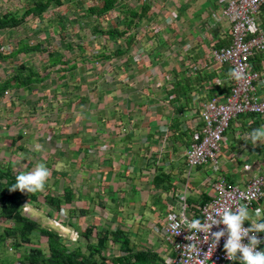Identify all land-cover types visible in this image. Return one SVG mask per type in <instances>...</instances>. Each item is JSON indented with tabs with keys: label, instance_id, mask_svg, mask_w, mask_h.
<instances>
[{
	"label": "crops",
	"instance_id": "1",
	"mask_svg": "<svg viewBox=\"0 0 264 264\" xmlns=\"http://www.w3.org/2000/svg\"><path fill=\"white\" fill-rule=\"evenodd\" d=\"M105 1L0 0V16L19 20L0 31L10 56L0 84L21 64L40 79L0 94V164L24 174L44 227L60 219L81 243L87 229L120 232L129 245L108 241L107 256L151 251L163 261L168 213L186 204L193 216L214 183L245 187L262 173L264 118L233 121L217 169H189L205 105L232 85L231 68L211 60L232 42L228 0H117L107 12ZM39 3L48 5L42 15L25 16ZM257 20L264 31V5ZM251 63L264 97V58ZM263 221L264 200L248 223Z\"/></svg>",
	"mask_w": 264,
	"mask_h": 264
},
{
	"label": "built area",
	"instance_id": "2",
	"mask_svg": "<svg viewBox=\"0 0 264 264\" xmlns=\"http://www.w3.org/2000/svg\"><path fill=\"white\" fill-rule=\"evenodd\" d=\"M263 5L264 0L227 1L223 16L230 23L232 42L230 46L212 50L211 60L231 68L232 85L226 97H215L205 105L200 140L185 153L189 169L204 165L217 169L221 146L233 121L244 115L264 118V97L257 89L260 75L251 63L257 54L264 58V31L257 29ZM222 84V80L215 81V86ZM212 188L213 198L193 216L187 214L186 204H181L178 213L166 215L162 236L169 254L164 263L264 264V224L248 223L255 204L264 200V168L245 187L227 186L223 179ZM184 199L182 196L180 201ZM23 213L31 214L29 201L23 205ZM54 225L63 230L59 222L54 221ZM70 238L75 242L79 235L72 232Z\"/></svg>",
	"mask_w": 264,
	"mask_h": 264
},
{
	"label": "trees",
	"instance_id": "3",
	"mask_svg": "<svg viewBox=\"0 0 264 264\" xmlns=\"http://www.w3.org/2000/svg\"><path fill=\"white\" fill-rule=\"evenodd\" d=\"M116 1L106 0L102 10L107 12L113 9ZM47 7L46 3L36 4L25 11V16H40ZM16 17L15 13L0 16V31L17 25L19 20ZM9 57L0 50V61H5ZM15 71L12 79L0 84V94L40 81L39 75L24 64L17 66ZM29 190L28 181L23 173H14L11 166L0 164V222L13 223L12 226H2L0 231V264H163L161 257L151 251L138 252L128 257L107 256L108 241L119 243L123 239L120 243L121 248H124L123 245H129V238H124L120 232L96 230L93 236L94 230L87 229L84 236L86 243L72 244L70 240L60 236L58 231L44 227L39 221L23 215L26 200L32 203L37 197ZM70 236L71 234H67V237ZM40 237L46 239L45 247L34 246V242Z\"/></svg>",
	"mask_w": 264,
	"mask_h": 264
},
{
	"label": "clouds",
	"instance_id": "4",
	"mask_svg": "<svg viewBox=\"0 0 264 264\" xmlns=\"http://www.w3.org/2000/svg\"><path fill=\"white\" fill-rule=\"evenodd\" d=\"M1 50V52H3L4 53V51L2 50V48L0 49ZM6 61V60H5ZM11 92V91H10ZM5 93V92H4ZM3 93V94H4ZM26 201H28V200H26ZM26 203V202H25ZM24 203V204H25ZM29 205H30V207H31V214L30 215H26V214H24L23 213V215H25V216H27V217H29V218H32V219H34L35 220V217L33 216V211H32V209H33V207H32V204L30 203V201H29ZM54 221H57V222H59L60 224H61V226L63 227V230H60V228H58V227H56L55 225H54ZM263 224V223H262ZM50 229H54L55 231H58V233H59V235L60 236H62L63 238H65V239H68V240H70L71 242H72V244H77V243H81V236H80V234H79V232L78 231H75L76 233H78V235H79V238H78V240L77 241H72L71 240V238L70 237H67V234H71L72 232H74V231H71L70 229H68L64 224H63V221L62 220H60V219H52V221H51V226L49 227ZM83 242V241H82ZM164 260H165V258L163 259V264H165L164 263Z\"/></svg>",
	"mask_w": 264,
	"mask_h": 264
},
{
	"label": "rangeland",
	"instance_id": "5",
	"mask_svg": "<svg viewBox=\"0 0 264 264\" xmlns=\"http://www.w3.org/2000/svg\"><path fill=\"white\" fill-rule=\"evenodd\" d=\"M8 60V59H7ZM241 117H243V116H241ZM230 132H231V130L230 129H228L227 130V132H226V134L227 135H229L230 134ZM204 167H206V165H204ZM208 167V166H207ZM194 169V168H193ZM13 225V223L12 222H7V223H5V222H0V231L2 230L1 228H2V226H5V227H7V226H12ZM81 244H85L84 242H82ZM38 245H41V246H46V239L45 238H42V237H40L39 239H38V241H36V242H34V246H38Z\"/></svg>",
	"mask_w": 264,
	"mask_h": 264
},
{
	"label": "bare ground",
	"instance_id": "6",
	"mask_svg": "<svg viewBox=\"0 0 264 264\" xmlns=\"http://www.w3.org/2000/svg\"><path fill=\"white\" fill-rule=\"evenodd\" d=\"M143 261V260H142Z\"/></svg>",
	"mask_w": 264,
	"mask_h": 264
}]
</instances>
